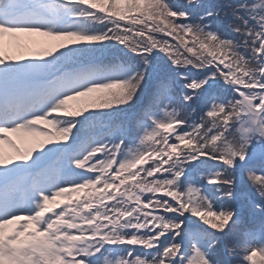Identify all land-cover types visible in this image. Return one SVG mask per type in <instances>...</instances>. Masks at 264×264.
Listing matches in <instances>:
<instances>
[{"label": "snow or ice", "instance_id": "obj_1", "mask_svg": "<svg viewBox=\"0 0 264 264\" xmlns=\"http://www.w3.org/2000/svg\"><path fill=\"white\" fill-rule=\"evenodd\" d=\"M0 264H264V0H0Z\"/></svg>", "mask_w": 264, "mask_h": 264}]
</instances>
